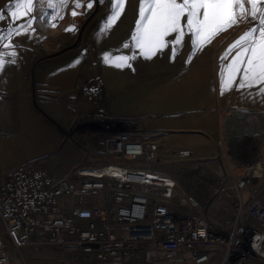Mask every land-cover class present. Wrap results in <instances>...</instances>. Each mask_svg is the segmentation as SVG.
Here are the masks:
<instances>
[{
	"label": "built area",
	"instance_id": "2783aa9c",
	"mask_svg": "<svg viewBox=\"0 0 264 264\" xmlns=\"http://www.w3.org/2000/svg\"><path fill=\"white\" fill-rule=\"evenodd\" d=\"M79 93L87 104L103 98L94 83ZM163 150L157 134H145L134 120L68 177L31 163L0 175V264H11V250L22 264H35L22 253L33 248L57 250L61 264H264L259 165H227L203 206L156 171ZM227 194L231 215L216 224L209 210Z\"/></svg>",
	"mask_w": 264,
	"mask_h": 264
},
{
	"label": "rangeland",
	"instance_id": "374dc122",
	"mask_svg": "<svg viewBox=\"0 0 264 264\" xmlns=\"http://www.w3.org/2000/svg\"><path fill=\"white\" fill-rule=\"evenodd\" d=\"M87 2L88 0H82L84 7L76 9L79 15L72 17L69 13L68 20L59 27L52 28L48 22L38 18L37 23L34 25L35 33L29 34L39 38L43 37L44 43L64 41V44H67L72 51H88L91 53L92 75L96 77L97 81L90 83L98 85L102 89L101 91H103V88L105 90L104 97L97 104L84 102L89 107L91 115L69 127L62 125L61 118L53 114V101H33V110L36 116L49 126L61 127V130L59 133L60 138L55 145L42 156L32 159L33 164L32 161L30 163L50 170L58 178L68 177L74 165L97 158L108 139L126 131L131 122L136 120L128 117L134 116L138 111H147L148 113L154 111L149 110V108L140 109L144 108L142 104L147 105V102L143 101L146 94L155 93L154 96H149V98L156 99V94L161 95L162 92L167 90L166 92L170 94L171 100L170 109L175 113V116L180 114L177 105L181 90L187 95L189 106L194 104L198 98L203 100L206 95L211 96L212 91L210 90H213L219 82L217 75L220 64L219 56L223 54L224 50L238 35L251 26L241 25L239 28L233 27L227 32L221 33L211 44L202 49L203 55L201 57L195 59L194 56L189 64H186L185 61L188 60L192 52V46L190 43L191 37L187 35L183 45L177 46L178 52L174 62H170L169 59L171 53V46H169L162 55L152 61H145L142 58L131 61L135 71L129 68L117 69L105 64L103 55L111 53L115 56L129 54L132 51L131 46L125 49L122 45L130 40L133 33L139 0H128L119 20L100 34H98V31L102 21L109 15L111 0H105L103 5L94 4L91 10L87 9ZM14 4L15 0H0V13L4 14L3 20H0V23H3L2 29L26 23L27 18H18L13 23L8 15V8L14 6ZM38 8L39 6H37V12L33 13L34 15L38 16ZM72 8L73 5L69 7L70 11ZM62 13H66L65 9L61 10ZM72 25L76 26L75 31H65L66 28ZM169 39H173V37H169ZM213 51L216 52L213 59H201L207 53L211 56ZM204 63L206 64L204 65ZM118 78L121 80L120 84H124L123 90L116 89ZM150 89H154V91H150ZM162 96H165V94L162 93ZM136 98L138 102L134 106L125 107V109L117 112L116 105L119 99L131 103ZM207 106L213 108L214 104L211 103ZM155 111L160 112L161 109L157 108ZM199 114L201 115V111L196 112L194 107L188 108L187 117L189 119ZM208 114L212 115L211 112ZM151 133L145 131V134ZM162 134L164 137H169L164 142L163 165L157 167L156 171L174 178L179 185V192L184 196L197 200L203 206L210 204L214 187L223 178L224 169L228 168L227 160L221 154L218 159L205 161L182 159L179 156L181 146L176 147L179 142L176 143L173 139L179 141L181 138H187L186 133L163 132ZM180 134L184 136H180ZM187 134L188 138L197 135L194 132ZM29 142L35 148L41 146L37 141L29 140ZM179 144L184 146L186 143ZM70 158L76 160L72 167L66 165L67 160ZM221 202L217 201L215 205ZM215 205L214 207H216ZM221 207L223 208L220 210L211 208L208 214L209 219L216 224L223 223L231 215L227 203ZM0 230H3L1 224ZM5 241L10 246L7 237ZM22 253L35 264H61L58 251L54 249L33 248L22 251ZM9 254L11 264H22L16 251L11 250Z\"/></svg>",
	"mask_w": 264,
	"mask_h": 264
},
{
	"label": "crops",
	"instance_id": "0c3cea01",
	"mask_svg": "<svg viewBox=\"0 0 264 264\" xmlns=\"http://www.w3.org/2000/svg\"><path fill=\"white\" fill-rule=\"evenodd\" d=\"M70 6L72 5L69 4L65 9L66 13L62 14L59 7L55 12L50 8L43 11L39 7L38 18L42 17L50 24V17L59 13V16L63 17V19L58 17L55 21L59 27L68 20ZM2 24L0 23V29ZM12 42L20 45L16 49L19 53L17 64L8 65L4 73H0V134L2 135L0 175L24 163L32 161L33 164L32 159L45 154L60 138L61 127L49 126L37 117L33 110V101H53V114L61 118L62 125L69 127L91 115L79 90L82 85L97 81L92 75L91 53L88 51H72L64 41L44 43L43 37L39 38L35 35L13 36ZM0 51H9V49L0 47ZM202 55L203 52L198 51L195 59ZM215 56L216 52L213 51L211 56L207 53L201 59H213ZM77 59L79 63H74ZM120 81L118 78L117 90H123L124 84H120ZM166 91L162 92L165 96H162V93L156 94V99L149 98L155 93L146 94L143 98L148 106L144 103L142 104L144 108L140 109L149 108L154 111L150 113L138 111L128 118L139 121L144 132L157 134L163 147L169 137H164L163 132L186 133L187 138L173 140L176 143H186L184 146L177 143L176 147L181 146L180 151L190 150L191 160L218 159L221 154L225 160L227 157L231 162L242 166L258 164L264 171V97L255 95V89L251 90L253 95H249V90L237 91L233 86L231 91L220 95L218 82L213 90H210L211 96L206 95L203 100L198 98L190 106L187 95L181 90L177 105L179 116H175L170 109V94ZM125 102L122 99L117 101V112L125 107L134 106L138 101L136 98L131 103ZM211 103L214 104L213 108L207 106ZM189 107H194L196 112L201 111V115L189 119L187 117ZM157 108L161 111L156 112ZM209 112L212 115L208 114ZM189 132L197 135L188 138ZM180 136L184 135L180 134ZM29 140L37 141L41 145L40 148L31 146ZM66 163L72 167L76 160L70 158ZM52 174L55 176L54 173ZM220 185L221 181L214 189ZM256 189L260 191V198L264 202V175L257 180ZM231 199L232 195L227 194L221 203L214 204L216 207L212 205L211 208L220 210L223 208L221 206L227 203L230 210Z\"/></svg>",
	"mask_w": 264,
	"mask_h": 264
},
{
	"label": "snow or ice",
	"instance_id": "6c2138e0",
	"mask_svg": "<svg viewBox=\"0 0 264 264\" xmlns=\"http://www.w3.org/2000/svg\"><path fill=\"white\" fill-rule=\"evenodd\" d=\"M128 0H111L109 15L102 21L98 34L113 26L123 14ZM73 5L70 15L76 17V9L84 7L82 0H15L14 6L8 8V15L13 23L18 18H27L26 23L16 27L0 29V47L9 51H0V73L8 65L17 64L18 43L12 42L13 36L35 33L34 25L38 21L37 6L53 9H66ZM103 5L105 0H88L87 9L94 4ZM47 15V13H44ZM59 13L50 17V26L57 27ZM4 14L0 13V20ZM42 19V17H40ZM241 25H251L238 35L219 56V92L224 95L233 86L237 91L249 90V95L264 97V0H139L135 27L129 41L122 47L132 51L129 54L113 56L103 55V61L117 69L129 68L135 71L131 61L142 58L152 61L162 55L171 46L170 62L177 56V46H182L185 36L191 37L192 52L185 61L191 63L198 51L211 44L221 33ZM72 25L65 31H75ZM6 33V34H5ZM173 37V39H169ZM74 63H79L77 59ZM237 79L239 82L237 83ZM204 235L203 232L200 233Z\"/></svg>",
	"mask_w": 264,
	"mask_h": 264
},
{
	"label": "bare ground",
	"instance_id": "6f19581e",
	"mask_svg": "<svg viewBox=\"0 0 264 264\" xmlns=\"http://www.w3.org/2000/svg\"><path fill=\"white\" fill-rule=\"evenodd\" d=\"M49 8L47 7V6H45L42 10L43 11H46V10H48ZM226 160H227V165H229L230 163H232L231 161H230V159H228L227 157H226Z\"/></svg>",
	"mask_w": 264,
	"mask_h": 264
},
{
	"label": "trees",
	"instance_id": "16d2710c",
	"mask_svg": "<svg viewBox=\"0 0 264 264\" xmlns=\"http://www.w3.org/2000/svg\"><path fill=\"white\" fill-rule=\"evenodd\" d=\"M104 92H105V90H104V88H103V91H102L103 97H104Z\"/></svg>",
	"mask_w": 264,
	"mask_h": 264
}]
</instances>
